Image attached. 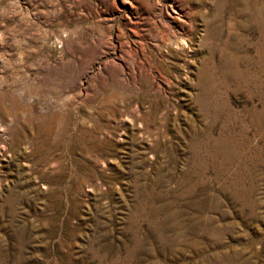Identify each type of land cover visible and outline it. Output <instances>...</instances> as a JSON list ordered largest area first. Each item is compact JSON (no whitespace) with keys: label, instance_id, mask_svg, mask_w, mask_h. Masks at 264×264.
Listing matches in <instances>:
<instances>
[{"label":"rangeland","instance_id":"1","mask_svg":"<svg viewBox=\"0 0 264 264\" xmlns=\"http://www.w3.org/2000/svg\"><path fill=\"white\" fill-rule=\"evenodd\" d=\"M0 264H264V0H0Z\"/></svg>","mask_w":264,"mask_h":264},{"label":"bare ground","instance_id":"2","mask_svg":"<svg viewBox=\"0 0 264 264\" xmlns=\"http://www.w3.org/2000/svg\"><path fill=\"white\" fill-rule=\"evenodd\" d=\"M130 95V94H129ZM40 117V116H39ZM50 126V125H49Z\"/></svg>","mask_w":264,"mask_h":264}]
</instances>
